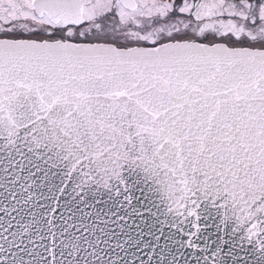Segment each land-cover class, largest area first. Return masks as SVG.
Wrapping results in <instances>:
<instances>
[{
  "label": "snow or ice",
  "instance_id": "6c2138e0",
  "mask_svg": "<svg viewBox=\"0 0 264 264\" xmlns=\"http://www.w3.org/2000/svg\"><path fill=\"white\" fill-rule=\"evenodd\" d=\"M0 264H264V0H0Z\"/></svg>",
  "mask_w": 264,
  "mask_h": 264
}]
</instances>
